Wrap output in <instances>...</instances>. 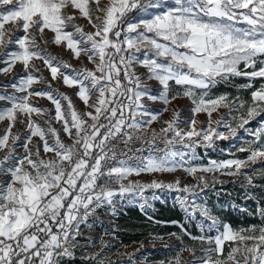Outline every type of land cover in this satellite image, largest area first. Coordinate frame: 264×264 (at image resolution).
I'll list each match as a JSON object with an SVG mask.
<instances>
[{"label": "snow or ice", "instance_id": "6c2138e0", "mask_svg": "<svg viewBox=\"0 0 264 264\" xmlns=\"http://www.w3.org/2000/svg\"><path fill=\"white\" fill-rule=\"evenodd\" d=\"M0 65L11 77L0 84V264H65L77 249L84 264H120L108 255L110 233L94 238L82 226L91 232L100 209L116 216L125 203L153 219V202L172 193L200 233L164 223L200 247L171 233L180 246L161 264H264V203L261 224L234 228L205 199L229 182L222 177L245 199L264 192V83L255 87L264 81V0H0ZM220 84L253 89L250 101L211 95ZM181 97L188 115L173 105ZM220 141L233 142L219 149L229 158L202 163L201 150ZM143 174L153 178L132 179ZM140 248L118 255L141 264Z\"/></svg>", "mask_w": 264, "mask_h": 264}, {"label": "rangeland", "instance_id": "374dc122", "mask_svg": "<svg viewBox=\"0 0 264 264\" xmlns=\"http://www.w3.org/2000/svg\"><path fill=\"white\" fill-rule=\"evenodd\" d=\"M80 23L84 24L85 21L81 20ZM50 52L54 55H58L61 56L63 59L65 60H69L70 59V54L68 52H62L61 49L53 46L50 49ZM73 64L78 65V62L72 60L70 61ZM0 67H2V65H0ZM137 72L138 74L140 73H144L146 70L142 67H137ZM44 75H48L47 72L44 73ZM11 77H3L0 76V84H2L5 80H10ZM151 85H153L154 87L156 86V82L155 81H151L149 82ZM264 83V81L259 80V84L258 86ZM54 87H58L59 91L62 93H66L68 94L70 97H72L73 102L75 104V106L77 107L78 110L83 109V104L75 97L72 95L73 93V89H70L66 86H61L59 84L54 83L53 85ZM39 105H42L44 107H47L49 109H53V114H54V108L51 105L50 101H48L46 98H37L36 101ZM173 105L177 108H179L184 115H188V109H190L192 107L191 105V101L188 98H178L176 101H173ZM153 108H160L162 107V105L159 104H154L151 105ZM223 111V110H222ZM171 113L170 112H166L164 113L162 120L163 119H169L170 118ZM200 119H205V117L203 116V114H201V116L199 117ZM259 119V118H258ZM258 119L256 121H253L248 127L249 128H256L258 125ZM162 125V121L161 123H154L153 127H160ZM57 127H59V125H56ZM4 125L0 124V131H2ZM241 135L244 136L245 138H247V135L243 132H241ZM221 142V141H220ZM220 142H218V148L216 150H208L207 152H204L203 150H201V155L205 157L204 161H201L202 163H206L208 158H213V159H226L229 158L225 155H223L219 149L223 148V149H227L230 147V145L233 143L232 141H224V145H219ZM236 143H239V141H237ZM154 175H158L159 178L161 179H165V180H171L173 179L174 176H184V174L182 172H177L175 174H154ZM153 176H149L147 174H143L140 177H132V179H139L142 181H149L150 179H152ZM222 179H226L229 180L230 182V178L227 177H222ZM185 182H187V179L185 180ZM218 192V189L216 188L215 190H211L207 192V195L210 196H215V194ZM147 195H150V193H147ZM175 195V193L169 194L165 197V200H159V201H154V209H150L148 210L149 215L151 216L153 214V212H155L156 210V206L157 205H170L173 207H176L184 216L185 213L179 208L178 205L175 204V201L173 199V196ZM207 195L205 197V199L207 200V204L209 206V208L211 210H213L210 206L209 200L207 199ZM243 201L244 199H241V204L238 207H233L232 205H230L229 209L231 211H233V213L235 215H238L241 211L240 209L244 207L243 205ZM214 210H219L221 208V205L219 203H214L213 206ZM127 210H137L139 211L141 214H143L147 219L148 216H146L139 208L138 204H123L121 206H118V214L116 216H111L110 213L105 210L104 215L99 217V220L95 223L93 229L91 230V232H89V230H87L86 228L82 227V230L85 231L86 233L92 235L94 238L99 237L101 235L104 234L105 230H107V232L110 233V235L105 236L104 238L106 240H108L112 245V249L109 252V257L116 261L119 260L120 264H124V260L121 259L119 257V253L124 251L125 249H127V251L131 252L136 248H140L141 244L143 245L142 248H140V251L136 253L137 257L140 259L141 264H161V261H167L170 260L174 257V255L176 254V248L180 246V241H177L175 239V237H167L164 238L163 240L159 239V237H155L153 235H149L143 239H141L139 242H132L129 245H125V244H121L120 243V239L117 237V232H118V224H117V220L118 218H120L121 216H126L127 214ZM258 216V215H257ZM258 220L261 221V218L258 216ZM194 226L197 229V232L200 233L199 228L196 225V222L193 221ZM189 227H191V225H189ZM112 233H114V235H112ZM214 234V233H213ZM199 235V234H198ZM188 238V237H187ZM188 240L197 248L199 249L200 245L198 243H195L193 241H191L189 238ZM81 243H83V237L81 238ZM97 243H99V241L97 240ZM165 244L169 245V247H165ZM97 249L93 248L91 249V251H96ZM79 249L77 250V258L74 261H69L66 262L65 264H84V262L82 260L79 259ZM184 256L187 257V253H184ZM153 258H159V260L157 261H153Z\"/></svg>", "mask_w": 264, "mask_h": 264}, {"label": "trees", "instance_id": "16d2710c", "mask_svg": "<svg viewBox=\"0 0 264 264\" xmlns=\"http://www.w3.org/2000/svg\"><path fill=\"white\" fill-rule=\"evenodd\" d=\"M247 83V80L243 78H235L234 85H240ZM259 80L255 81V87L258 88ZM253 89H238L237 87L220 84L216 88L212 89L211 95H220L225 92L231 96L239 95L242 99L250 101L251 91ZM219 145H224V141H221ZM243 158L246 153H238ZM257 167H260L257 165ZM258 183H264V181H258ZM219 195L215 196L207 195L212 211L220 217L224 222L230 223L234 228L247 227L251 224H261L262 221L258 220V216L255 214L257 209V200L264 203V192H261L259 188L255 189V199H245V189L241 188L239 183L228 182L223 186L217 185ZM243 201V208L247 211L240 212L235 215L233 211L229 209L230 205H236L237 207ZM214 203H219L221 208L214 210ZM153 219H147L143 214L137 210H127L126 216H121L117 220L118 232L117 237L120 239L121 244L129 245L132 242H139L141 239L153 235L155 237H170L171 233H176L182 236L183 243L185 245H193L187 238L183 236L181 229L174 224L164 223L169 221H179L184 224L185 227L193 235H198L196 227L193 222H187L185 216L176 208L170 205H157L155 212L151 215ZM191 225V227H189ZM159 258H153V261H157Z\"/></svg>", "mask_w": 264, "mask_h": 264}, {"label": "built area", "instance_id": "2783aa9c", "mask_svg": "<svg viewBox=\"0 0 264 264\" xmlns=\"http://www.w3.org/2000/svg\"><path fill=\"white\" fill-rule=\"evenodd\" d=\"M156 128H159V127H156ZM137 147L139 146V145H136ZM145 155H147L148 153H147V151H145V153H144ZM104 212H105V209H100L99 210V217H101V216H103L104 215ZM91 222V221H90ZM83 227V226H82ZM78 250V249H77ZM66 262H69V261H67L66 260Z\"/></svg>", "mask_w": 264, "mask_h": 264}]
</instances>
